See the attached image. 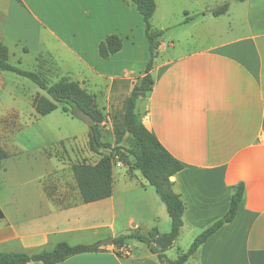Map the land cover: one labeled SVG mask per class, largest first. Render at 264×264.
<instances>
[{"label":"crops","instance_id":"0c3cea01","mask_svg":"<svg viewBox=\"0 0 264 264\" xmlns=\"http://www.w3.org/2000/svg\"><path fill=\"white\" fill-rule=\"evenodd\" d=\"M213 2L211 9L224 2L228 9L218 16L207 10V16L219 21L230 17L233 7L239 9L244 32L179 54L174 53L173 35L163 34L168 41L163 43L161 37L150 70L153 85L136 102L144 126L183 164L170 177L173 190L185 204L183 223L179 235L163 252V260L178 258L169 259L167 251L177 246L183 233L190 245L221 217L233 186L242 182L243 199L233 220L212 233L186 263L264 264V0ZM143 33L141 16L128 0H0V41L25 45L28 51H22L23 55L32 49L41 73L51 68L52 61L51 74L79 82L102 111L126 99L144 75L148 43ZM110 34L121 38L122 47L102 58L98 44ZM63 59L75 65L76 71H58L57 62ZM30 113L35 116L33 107ZM11 115L18 119L19 113L12 110ZM75 127L85 134L84 142L88 141L89 126ZM4 130L0 144L9 155L0 161L1 173L6 180L15 175L9 184L12 187L29 186L31 197L25 201L21 189L5 201L11 207L0 203V253H35L50 250L60 241L78 244L75 240L87 231L98 234L105 230L98 242L133 232L147 233L152 228L160 233L170 230L165 204L129 164L117 160L118 167H125L124 173L116 172L112 165L109 197L84 203L73 177V164L62 161L56 168L53 161L57 157L45 150L37 159L41 173L23 179L18 170L21 166L13 160L25 150L16 145L14 132ZM67 152L71 155V147ZM84 153L95 154L91 150ZM67 174L73 182L66 180ZM142 244L129 239L118 248L112 243L101 245L56 264H160L157 254L148 248V253L135 256L133 251Z\"/></svg>","mask_w":264,"mask_h":264},{"label":"trees","instance_id":"16d2710c","mask_svg":"<svg viewBox=\"0 0 264 264\" xmlns=\"http://www.w3.org/2000/svg\"><path fill=\"white\" fill-rule=\"evenodd\" d=\"M128 1L134 5L142 19L144 34L148 43V61L144 75L140 78L138 84L133 86L129 96L124 100L121 119L114 126V145L102 140L99 125L103 120V114L96 107L94 96L82 88L79 82L63 77L56 82L48 84L41 72L23 69L10 63L9 49L1 41L0 73L2 71H11L26 77L47 93L48 96L36 93L32 99V107L37 115L49 114L61 104L62 111L68 112L72 116H75L74 111L80 110L86 112L92 118L93 123L88 130V145L89 149L99 154L100 157L94 163L77 162L72 165L73 177L82 202L89 203L111 195L113 158H117L118 161L129 164L132 169L138 170L142 177L153 186L155 192L166 206L171 221L170 230L166 233H160L157 228H152L147 233L133 232L115 236L112 244L118 248L129 239L138 240L144 243L151 252L157 254L160 264H166L163 260V252L179 235L185 210V204L180 194L176 193L172 188L173 183L170 177L180 171L183 168V164L172 156L156 136L144 126L141 113L136 110L137 100L145 97L153 85L150 70L164 30L155 28L151 24V17L156 8L155 0ZM228 5L227 2L217 5L211 10L212 15L224 14L228 9ZM191 19L192 17H187L182 23H186ZM121 47V38L117 34H110L99 42L98 54L102 58H107L119 51ZM23 50L25 52L28 51L27 48H23ZM124 139L127 141V147L121 145ZM8 155V152L0 144V161L7 158ZM127 155L131 156L129 160H127ZM243 194L244 185L242 182L233 186L226 213L196 235L187 250L179 254L175 264H185L188 258L197 251L198 247L212 233L233 220L237 208L243 199ZM2 217L3 212L0 207V219ZM153 243L157 246H154ZM98 248L99 246L95 244H69L65 241H60L50 250H41L35 253L1 252L0 264H26L29 261L56 264L69 256L95 251Z\"/></svg>","mask_w":264,"mask_h":264},{"label":"rangeland","instance_id":"374dc122","mask_svg":"<svg viewBox=\"0 0 264 264\" xmlns=\"http://www.w3.org/2000/svg\"><path fill=\"white\" fill-rule=\"evenodd\" d=\"M212 3H214L213 0H155L156 8L151 17V24L155 28L165 27L167 28V32L166 29L163 28L164 34L173 35L174 38L172 41L175 44V54L205 46L225 35L233 36L244 32L245 23L243 22L241 10L233 7L230 17H223V19L216 21L213 20L214 17L207 16V10L211 11V7H214ZM187 17H192V19L195 20L193 21L191 19L192 21L190 20L191 22L189 23H182L181 21ZM180 22L183 25L180 24ZM180 30L181 32L178 33ZM165 35L162 36L163 43L168 41ZM5 44L10 51V63L18 65L23 69L39 71L32 49H29L30 52L28 54L23 55L22 51H24L23 48H26L25 45L23 46L21 43L10 41H7ZM30 44L32 45L31 42ZM20 56H22V59H20ZM51 64H53L52 61L49 63L51 68L49 67L42 71V75L48 84L65 77L51 74L53 72ZM57 64L58 71H66V69H72L71 71L74 72L76 71L75 65L72 63L66 64L64 59L61 60V62H57ZM2 76L3 84H0V116L2 115L5 117H0V136L2 135L1 132L3 129L7 130L9 134L14 132L16 145L25 150L24 153L13 160V162H17V165L19 164V166H21L18 170L23 179L35 177L41 173L42 168L39 163H37L40 151L45 150L49 155L57 157L54 159L55 161H53V166L55 165L54 167L56 168L61 166L63 163L62 161H64L65 164H67L68 161L72 165L77 162H94L99 158V154L84 153H88V150H90L88 141L84 142L85 134L75 127V124L84 126L85 122L82 119L62 111L61 104L49 114L43 116L35 114L34 116L30 113L32 108L30 99H32V96L35 95L36 92L48 96L47 93L40 89L38 85L30 79L17 75L14 72L3 71ZM124 100L114 102L106 111H102L101 108L97 107V104H95L103 114V120L99 125L102 140L112 145L115 144L114 126L116 122L121 119ZM12 110L18 111V119L11 115ZM1 141H4V139L1 138ZM121 145L125 147L128 146L126 139L121 142ZM67 147H71V155L68 154ZM130 158L131 156L127 155V160ZM117 160V158L112 159L114 170L119 173H124L126 171L125 167H118ZM135 173L141 178L139 171L135 170ZM4 177L5 176L2 175L0 170L1 204L8 208L11 207L12 204H9V201H7L8 204H5V201L12 193L19 192L21 189H24L23 199H25V201L31 197V194L27 191L30 190L29 186H24L23 188L10 186V183L15 180L14 174L8 176L9 178L7 180ZM65 178L66 180H68V178L70 180L72 179L73 182V178L68 174ZM73 186L75 188V185ZM226 211L223 214H225ZM104 231L98 234H94L90 231L82 232L78 240L75 241L87 244L97 243L96 239L104 235ZM188 239L187 234L183 233L177 240V246L167 251V257L171 260L176 259L179 254L188 248L190 243ZM133 252L136 257H140L144 252L148 253L149 251L143 243L141 248ZM164 261L166 264H175V261L167 259H164Z\"/></svg>","mask_w":264,"mask_h":264},{"label":"water","instance_id":"95a60500","mask_svg":"<svg viewBox=\"0 0 264 264\" xmlns=\"http://www.w3.org/2000/svg\"><path fill=\"white\" fill-rule=\"evenodd\" d=\"M74 115L80 119H82L85 124L87 126H91L92 123H93V120L92 118L89 116V114H87L86 112L84 111H80V110H76L74 111ZM107 152V151H106ZM113 241V238L112 237H109V238H106V239H103V240H100L98 241L97 243H95L97 246H101V245H107V244H111Z\"/></svg>","mask_w":264,"mask_h":264}]
</instances>
